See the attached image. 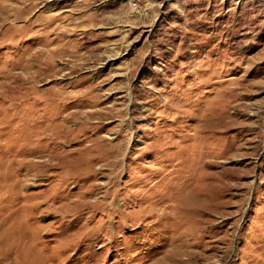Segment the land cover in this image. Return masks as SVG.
Here are the masks:
<instances>
[{
    "label": "rangeland",
    "instance_id": "obj_1",
    "mask_svg": "<svg viewBox=\"0 0 264 264\" xmlns=\"http://www.w3.org/2000/svg\"><path fill=\"white\" fill-rule=\"evenodd\" d=\"M0 264H264V0H0Z\"/></svg>",
    "mask_w": 264,
    "mask_h": 264
},
{
    "label": "bare ground",
    "instance_id": "obj_2",
    "mask_svg": "<svg viewBox=\"0 0 264 264\" xmlns=\"http://www.w3.org/2000/svg\"><path fill=\"white\" fill-rule=\"evenodd\" d=\"M30 79V78H29Z\"/></svg>",
    "mask_w": 264,
    "mask_h": 264
}]
</instances>
